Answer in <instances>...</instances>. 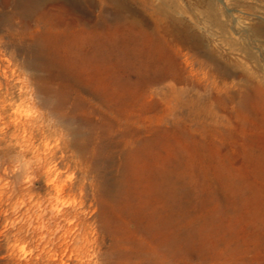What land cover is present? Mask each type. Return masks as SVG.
<instances>
[{
    "label": "rangeland",
    "instance_id": "1",
    "mask_svg": "<svg viewBox=\"0 0 264 264\" xmlns=\"http://www.w3.org/2000/svg\"><path fill=\"white\" fill-rule=\"evenodd\" d=\"M121 2L0 0V264H264V0ZM168 13L252 80L114 24Z\"/></svg>",
    "mask_w": 264,
    "mask_h": 264
},
{
    "label": "bare ground",
    "instance_id": "2",
    "mask_svg": "<svg viewBox=\"0 0 264 264\" xmlns=\"http://www.w3.org/2000/svg\"><path fill=\"white\" fill-rule=\"evenodd\" d=\"M121 1L122 0H102V2H107V4L109 3L114 9H116L118 12L122 13L125 10V7ZM205 6H206V8L204 7L205 9L203 10V14H202L204 22L211 25L212 27H214L215 30L220 31L219 33H224L225 25L221 21V19L218 18V11H216L215 7L211 3H208ZM162 9L163 8L161 7V9L159 10V11H161V13L163 11ZM167 17H169L172 20V23L170 25L163 24L164 21L162 22L160 20V18L155 17V16L152 17V21H151V23H149L145 20L140 19L137 15H133V16L120 15L117 18H115V19H117V23H114V24L115 25L119 24V25H123V26L125 25V27L128 26L130 28L137 29V30H139L138 32H141L145 35H151V36L154 35V36L159 37V39L168 42L169 45H167V46L172 48L176 52V54L184 56L183 62H185L186 64L190 63L188 61L189 55L187 56V52L182 51V49H183L182 47L187 48L188 51H192L193 55L204 56L208 62V64H207L209 66L208 72L210 73V76L213 77V82H215V80L217 78H221V79L225 80L224 81L225 84H227L228 82L233 83L234 81H236L235 82L236 84H239L242 86V85L247 84L249 82V80H252L249 76H247L245 74L246 69L244 68V66L242 64L241 59L237 56H235V57L231 56L230 53L233 52L232 47H230V51L226 54V56H223V54L221 53L222 51H220L219 49H214L210 45L209 42L204 41V39H202L192 29V25H191L192 23L190 24L187 19H186L187 20L186 21L182 17H176L175 14H173V13H168ZM85 18H87V17H85ZM104 20L107 21L106 19H104ZM109 20H111V19H109ZM80 21H81V18H80ZM190 22H192V21H190ZM245 30L247 31L248 35H252L254 40L255 39L260 40V38H262L261 42L264 44V26L261 25L258 21L255 22L254 25H249ZM166 35H168L171 38V40L169 38H166ZM222 36L224 37V34H222ZM226 41H227V39H226ZM236 50H238V49H236ZM244 52L247 53V51H245V50H244ZM170 62L169 63L166 62L165 64H163L161 66V68L158 69V70H160L159 74L155 73V75H152L150 77V79L147 81V84L160 83L167 77L174 78L178 82L184 81L183 77H181L182 75L177 74V72L175 70L176 69L175 65H173ZM191 72H192V70H191ZM229 80H231V81H229ZM182 87L177 88L176 85L171 84V85H168V88H169L168 90L172 93H176L179 90L182 92V91H184V88H182ZM251 91L253 93L259 92L261 94H264V87H263L262 83L258 81L256 84L251 86ZM231 95L230 96L232 98H237L239 102H242V100H244L245 98H247L249 96L248 93H245L242 90H238V92H233V93L231 92ZM175 97H177V96H175ZM218 98L219 97L217 96V99ZM179 103L184 105L188 102L181 100ZM208 104H209V102H208ZM207 111L211 112L210 109H207ZM210 114H212V113H210Z\"/></svg>",
    "mask_w": 264,
    "mask_h": 264
}]
</instances>
